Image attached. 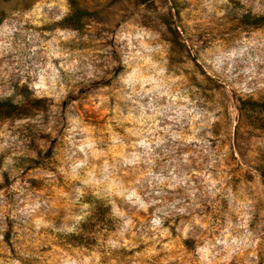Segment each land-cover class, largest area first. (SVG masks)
<instances>
[{
	"label": "rangeland",
	"instance_id": "rangeland-1",
	"mask_svg": "<svg viewBox=\"0 0 264 264\" xmlns=\"http://www.w3.org/2000/svg\"><path fill=\"white\" fill-rule=\"evenodd\" d=\"M0 264H264V0H0Z\"/></svg>",
	"mask_w": 264,
	"mask_h": 264
}]
</instances>
